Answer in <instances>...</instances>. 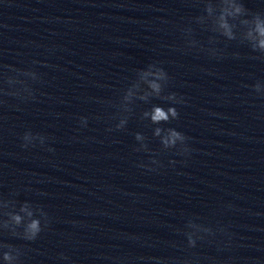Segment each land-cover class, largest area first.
I'll list each match as a JSON object with an SVG mask.
<instances>
[{
    "label": "clouds",
    "instance_id": "obj_1",
    "mask_svg": "<svg viewBox=\"0 0 264 264\" xmlns=\"http://www.w3.org/2000/svg\"><path fill=\"white\" fill-rule=\"evenodd\" d=\"M219 10V14H215ZM205 11L206 16H200L197 18V22L204 24L207 21H211L212 30L219 32L228 40L237 39L236 29L238 25L236 23L239 20V26L244 30L240 33V39L249 43L252 51L260 52L264 54V18L259 13L253 14L251 19H241L247 13V9L242 3H238L237 0H218V4L214 7L212 3H207ZM189 31H191L189 29ZM194 43V42H192ZM19 75L31 77L33 80L37 79L36 73L32 71H23L18 69H12ZM169 81L167 72L158 67L155 63L147 65L146 68L138 71V78L134 81L126 90L122 97L121 108L124 112H130L129 105L133 103L134 99L140 101L149 102L151 98H158L166 102H170L172 105L183 103L182 98H178L175 93L165 94V87ZM5 83L9 89L14 85H22L21 91L32 95L31 90L26 85L24 80L16 77L8 76L5 79ZM254 90L257 93L264 94V88L260 83L254 85ZM21 91H9L8 89L0 88V92L5 95L19 96ZM142 119L149 120L153 125H161L169 123L171 120L179 118V113L174 106L167 108L153 104L149 110L142 113ZM82 123L86 121L82 118ZM127 123V117L120 119L116 125L117 129H123ZM153 135L159 138L163 149H175L176 154L180 156H187L191 149L187 144L189 137H186L184 133L176 130L175 128H162L155 127ZM40 139L41 144L44 142V137H36ZM34 139L32 133L26 132L23 136L25 143L22 147H28V144ZM135 139L140 143V147L136 148V151L148 152L150 149L147 144L143 143L146 139L141 133L135 135ZM156 163V161H153ZM175 163V161H172ZM144 165H141L143 167ZM14 204V202L11 201ZM7 207V204L4 205ZM31 209V210H29ZM27 213L26 218L21 213ZM38 214V215H37ZM8 220H5L0 227L9 230L13 236L19 237L26 241H34L43 230L41 225V218L46 220V213L39 207H33L30 203L25 202L19 208V213L7 212ZM11 222V223H10ZM22 226L23 231L18 232L17 228ZM46 226V224H45ZM223 231V229H219ZM186 237L187 246L193 248L196 246L197 240H204L206 236L213 234L211 227L202 223H197L193 219H189L183 229H178ZM0 248H6L8 251L3 253V260L6 264H15L19 255L20 249L14 248L11 244L2 243ZM15 253V254H13Z\"/></svg>",
    "mask_w": 264,
    "mask_h": 264
}]
</instances>
